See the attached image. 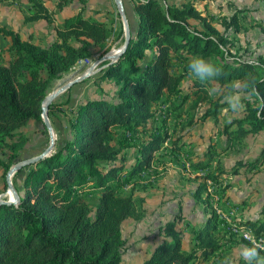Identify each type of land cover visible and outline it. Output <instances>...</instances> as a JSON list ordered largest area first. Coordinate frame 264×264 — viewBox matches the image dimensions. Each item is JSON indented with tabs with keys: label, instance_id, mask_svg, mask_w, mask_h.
Returning a JSON list of instances; mask_svg holds the SVG:
<instances>
[{
	"label": "trees",
	"instance_id": "16d2710c",
	"mask_svg": "<svg viewBox=\"0 0 264 264\" xmlns=\"http://www.w3.org/2000/svg\"><path fill=\"white\" fill-rule=\"evenodd\" d=\"M89 1L28 0L32 13L25 23L53 24L54 13H61L68 3L81 6L79 13L55 28L56 40L48 46L0 27V36L10 39L9 62L0 63V168L5 173L22 159L29 141L19 132L32 121H43L51 83L90 59L93 48L104 54L110 51L114 30L85 15ZM131 1L132 30L126 49L114 61H105L91 79L99 97L75 108L70 99L63 104L72 114L66 138L52 153L26 165L16 189L18 200L0 205V264H122L123 224L145 217L144 200L136 198L134 188L123 190L153 169L156 153L167 150L168 155L179 156L185 149L184 135L169 125L171 115L183 117L184 112L189 129L210 121L217 127L226 105L208 89L224 90L249 76L255 77L264 96V54L249 59V51L238 47L239 11L220 17L219 29L213 25L215 18L193 2L178 6L168 0ZM49 2L56 3L55 12ZM194 55L210 58L221 68L220 75L204 83L194 79L187 68ZM61 107L53 103L48 112L63 113ZM216 131L228 146L211 142L201 155L187 160L191 171L201 172L194 197L207 208L213 189L219 199L226 195L225 179L264 161V150L261 162L241 160L231 169L220 159L235 143L264 134V112L257 115L249 107ZM181 219L161 228L163 243L143 264H204L230 242L219 230L224 220L211 207L208 220L193 230L191 250H186L178 229ZM231 229L249 231L264 252V218L239 220Z\"/></svg>",
	"mask_w": 264,
	"mask_h": 264
},
{
	"label": "rangeland",
	"instance_id": "374dc122",
	"mask_svg": "<svg viewBox=\"0 0 264 264\" xmlns=\"http://www.w3.org/2000/svg\"><path fill=\"white\" fill-rule=\"evenodd\" d=\"M176 1L180 2V0ZM190 2L195 3L199 9H205L207 15L213 16L215 18L213 25L219 29L220 17L230 16L239 11L242 29L235 36L238 47L249 51L248 53L251 54L249 59H254L257 54H264V0H192ZM48 6L51 11H56L55 2H49ZM80 11V4L72 2L68 3L61 13H54L53 24L46 21L25 23L26 15L32 13L28 0H0V27L16 29L24 40L48 46L56 40L55 28L66 18ZM84 13L107 22L113 28V36L108 46L110 51L104 54L99 48H93L90 59L80 62L61 79L51 83L48 96L59 92L54 103L62 104L61 108L64 112L55 115L48 112L45 116L48 124L45 123V119L42 122L32 121L19 132V135L26 136L29 141L22 152V159L13 165L9 172L5 173L4 169L0 168V201L14 202V191L20 187L19 180L27 172L26 163L52 153L66 138L69 133L68 120L72 114L63 104L70 99V106L75 108L87 99L99 97L97 87L93 85L91 79L101 71L105 61H114L121 54L125 45L126 30L130 32L132 30L131 4L126 0H90ZM192 22L202 29L199 21ZM123 32L124 36H122ZM9 46L10 39L0 37L2 64L9 62ZM71 83L73 85L68 88ZM185 85L187 83L184 84L186 88ZM104 86L108 88L107 84ZM183 113V117L181 113L172 114L169 121L171 128L177 129L176 133L185 136L183 154L170 156L167 150L156 153L152 173L136 177V181L123 190L126 193L134 188L136 198L144 200L145 208V217L142 220L128 219L123 224L125 246L122 262L124 264L144 263L150 254V245L157 238L161 226L176 218H182L178 229L184 234L185 248L191 250L190 238L193 230L198 228L193 224L204 225L211 213V207L218 209L220 219L224 220V223L219 225V230L226 234L225 238L230 242L204 264H242L238 246L241 242L253 241L252 234L245 230L237 233L231 228H234L239 220L264 218L261 214L264 211V161L261 162L264 134L249 136L235 143L230 147L231 151L225 155L226 157L223 156L224 160H228L223 162V166L229 165V169L241 160L244 162L258 160L261 164L255 168L242 169L237 175L225 179L222 186L228 188L226 195L219 199V192L213 189L211 207L207 208L206 203L193 197L192 189L195 190L198 186L201 172L191 171L187 160L195 156V152L207 148L212 141L210 138L218 139L216 144L222 147L224 139L215 138L216 128L221 130L224 125L231 122L232 118L240 117L242 113H225L223 110L219 126L216 127L213 121H210L211 124L194 131H189V120ZM188 131L193 133L189 135ZM228 144L227 142V146ZM128 154L129 160L133 162L135 151L128 150ZM17 166H20L19 169H15ZM204 210L207 215H204Z\"/></svg>",
	"mask_w": 264,
	"mask_h": 264
},
{
	"label": "clouds",
	"instance_id": "9594fccd",
	"mask_svg": "<svg viewBox=\"0 0 264 264\" xmlns=\"http://www.w3.org/2000/svg\"><path fill=\"white\" fill-rule=\"evenodd\" d=\"M191 76L204 83L213 80L221 73V68L210 58L194 55L187 63ZM210 96L219 95L221 102L226 105L225 113L239 114L249 107L257 111V115L264 112V96L260 95L254 76L232 81L224 90L215 87L208 89ZM239 258L242 264H264V252L261 245L255 241L239 244Z\"/></svg>",
	"mask_w": 264,
	"mask_h": 264
},
{
	"label": "crops",
	"instance_id": "0c3cea01",
	"mask_svg": "<svg viewBox=\"0 0 264 264\" xmlns=\"http://www.w3.org/2000/svg\"><path fill=\"white\" fill-rule=\"evenodd\" d=\"M169 1V3H171V4H175V5H178V6H182V5H186V4H188L190 1H192V0H180V2H177L176 0L174 1V2H172V1H170V0H168ZM126 2H128L129 4H131V14H132V12H133V3H132V1L131 0H126ZM49 7V6H48ZM200 10H203V9H200ZM205 10V9H204ZM203 10V11H204ZM69 18V17H68ZM6 28H8V29H10V30H14V31H18V30H16V29H12V28H10V27H7L6 26ZM0 37H2V38H4V39H9V38H5V37H3V36H0ZM10 47V46H9ZM31 123V122H30ZM209 124H211L210 122H207V123H205L204 125H198V126H196V127H193V128H190V130L189 131H194V130H197V129H201V128H203L204 126H206V125H209ZM188 131V132H189ZM191 133H193V132H191ZM191 133L189 132L188 134L189 135H191ZM214 134H215V138H217V135H216V133L214 132ZM184 138H185V136H184ZM201 139H202V137H201ZM224 139V144H223V147L225 146V144H226V146H227V140H226V138H223ZM184 140V139H183ZM210 140H212V141H210V143L211 142H213L214 141V143L215 142H217V140L218 139H216V140H213V139H211L210 138ZM208 147V146H207ZM206 149V148H205ZM204 149V150H205ZM203 150V151H204ZM203 151H201V152H195V156H194V158H197L199 155H201L202 154V152ZM229 151H231V148L230 149H228L225 153H224V155H222L221 156V160H222V162H227L228 160H224L225 158L223 157V156H225L226 154H228V152ZM226 157V156H225ZM228 166L229 165H227V166H225L224 165V167L226 168V169H229L228 168ZM152 172L150 171V172H148V173H146V175H149V174H151ZM145 174H143V176H144ZM142 176V177H143ZM230 178V177H229ZM192 191H193V197H194V188L192 189ZM195 198V197H194ZM245 204V203H244ZM206 213H205V210H204V215H205ZM167 223V222H166ZM165 224H163V226H164ZM194 225V227H200V225L201 224H198V226H195V223L193 224ZM203 225V224H202ZM201 225V226H202ZM163 226H161V227H163ZM185 238V237H184ZM191 240H192V236H191V238H190V242H191ZM185 241H183V243H184ZM163 243V236L161 235V230L158 232V236H157V238L156 239H154V241L151 243V245H150V254H149V257L146 259V261L147 260H149L151 257H152V255L154 254V252H156V250L158 249V247L161 245ZM184 245V249H186L185 248V244H183ZM192 245V244H191ZM187 250V249H186ZM122 264H124L123 262H122ZM143 264V263H142Z\"/></svg>",
	"mask_w": 264,
	"mask_h": 264
},
{
	"label": "water",
	"instance_id": "95a60500",
	"mask_svg": "<svg viewBox=\"0 0 264 264\" xmlns=\"http://www.w3.org/2000/svg\"><path fill=\"white\" fill-rule=\"evenodd\" d=\"M129 41H130V31H127L126 30V42H125V45H124V47H123V50L121 51V54L124 52V50L126 49V47H127V44L129 43ZM121 54H119V56L121 55ZM118 56V57H119ZM117 57V58H118ZM116 58V59H117ZM71 85H73V83H71L69 86H68V88L71 86ZM58 95H59V92H55V93H53V94H51L50 96H48L45 100H44V103H43V120L45 121V123L46 124H48V120L45 118V116L48 114V110H49V107H50V105L51 104H53L54 103V101L56 100V98L58 97ZM47 155H49V154H47ZM45 157V156H44ZM43 157H38V158H35V159H33V160H31L30 162H28V163H26L27 165H29V164H32V163H35V162H38L39 160H41ZM22 165V164H21ZM19 167L20 166H17L15 169H19ZM14 195H15V201L14 202H12V201H0V205L1 204H12V203H15L17 200H18V196H17V194H16V191H14Z\"/></svg>",
	"mask_w": 264,
	"mask_h": 264
}]
</instances>
